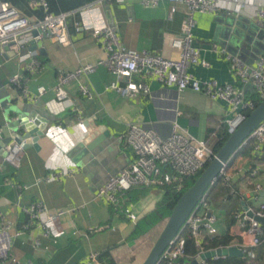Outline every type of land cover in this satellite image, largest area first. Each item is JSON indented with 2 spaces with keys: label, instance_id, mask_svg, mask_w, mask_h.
<instances>
[{
  "label": "crops",
  "instance_id": "0c3cea01",
  "mask_svg": "<svg viewBox=\"0 0 264 264\" xmlns=\"http://www.w3.org/2000/svg\"><path fill=\"white\" fill-rule=\"evenodd\" d=\"M99 1L84 5L71 14L67 23L69 44L63 45L44 34L29 45L28 50L34 51L41 62V70L36 74L26 72V59H20L9 50L0 51V93H8L9 97L28 103L31 109L49 119L39 139V147L24 148L18 170L3 161V149H0V215L13 221L14 228L21 229L29 221L23 208L36 201L44 202L52 212L64 211L61 217L63 232L58 244L55 245L52 238L43 237L42 230L36 226L16 238L15 250L23 264H142L159 236H156L158 231L164 227L162 221H154L155 225L147 230L151 225L144 222L164 199V188H134L123 196V210L118 212L98 196L99 188L126 168L134 157V150L126 139L129 126L137 123L168 137L174 123H178L195 137L208 140L212 146L219 134L226 132L229 108L225 101L213 100L190 88L180 92L153 79L146 80L150 87L148 94L125 97L108 88L118 78L104 65L93 73L82 74L67 86L70 100H56L55 87L61 74L83 64H96L107 57L101 40L93 31L110 22L116 23L118 35L129 49L154 52L170 59L181 57L180 50L172 46V40L181 34L186 16L184 4H177V10L171 16L172 4L168 1H159L154 6H146L142 0ZM244 1L264 4V0ZM239 16L247 21L239 20ZM28 17L32 21L38 19ZM196 19L194 45L200 48L201 59L210 65L192 66L190 73L200 80L216 79L221 84H234L248 99L254 100L257 97L255 91L242 85L232 60L214 51L213 44L255 63L259 50L247 42L244 35L253 36L254 40L264 44V28L257 17L226 10L197 13ZM252 24L258 30L252 28ZM34 44L38 47L33 48ZM18 72L29 78L30 90L37 92L39 86H44L47 92L35 100L22 99L19 90L9 89L7 85L10 77ZM119 82L125 80L120 78ZM80 85L88 86L91 97L81 94ZM7 117L0 103L3 136L10 134ZM88 120H94L98 128L106 126L110 133L101 131L90 150L84 152L81 144L90 133L86 125ZM263 164L264 160L256 157L253 150L230 161L226 176H221L215 184L216 194L211 199L213 211L219 218L220 234L215 236H224L225 221L238 201L253 205L256 183L260 182L264 188V170L258 169L260 175L247 180L249 175L241 179L235 174L236 169L242 167L249 173V169L264 167ZM219 183L221 188L217 190ZM18 185L26 188L20 189ZM263 192L264 189L259 194L260 199L264 198ZM128 213L133 217L129 218ZM209 237L211 235L205 234L203 241ZM36 238L51 249L34 248ZM202 246H199L198 255L215 249ZM107 252L110 261L105 256ZM94 254L98 255L97 260H93Z\"/></svg>",
  "mask_w": 264,
  "mask_h": 264
},
{
  "label": "built area",
  "instance_id": "2783aa9c",
  "mask_svg": "<svg viewBox=\"0 0 264 264\" xmlns=\"http://www.w3.org/2000/svg\"><path fill=\"white\" fill-rule=\"evenodd\" d=\"M105 0H100L103 3ZM123 2L124 0H116ZM146 6H154L159 1H168L172 4L171 16L177 10V4L186 6V16L182 22L181 34L174 37L172 46L181 52L179 59L166 58L154 52H138L127 48L121 41L117 25L110 22L103 27L95 28L93 34L99 38L107 52V57L95 63L83 64L73 71L61 74L55 87L56 100L67 102L70 100L67 86L84 73H93L100 65L106 66L118 79L113 81L109 89L116 90L125 97H134L139 93L148 94L150 87L147 79L156 80L164 85L177 88L180 92L190 88L202 92L213 100L226 102L229 113L226 118V132L224 135L233 134L240 123L246 118L245 112L256 107L253 99H248L245 93L234 84H221L216 79L200 80L190 73V68L195 65L209 66V62L201 59L200 48L194 45V29L197 25V13H219L232 11L238 15L257 17L264 28V4L254 5L244 0H142ZM33 7L43 6L47 11L43 18L32 21L19 9L9 2L0 0V51H12L20 59H26L25 70L36 74L41 70V62L32 50L30 44L38 41L42 35L50 33L54 40L67 45L70 43L67 29L68 13L52 14L48 12L45 0H31ZM39 34L35 35L34 32ZM6 47L9 49L6 50ZM26 50V52H25ZM213 50L226 55L232 60L236 76L243 86L254 89L258 98L264 99V55L255 63H250L236 55L220 49L218 44H213ZM123 78L124 83L119 79ZM26 74L15 73L7 84L9 89L16 88L21 92V98L35 100L44 95L47 90L39 86L37 92L30 90L27 85ZM83 96L91 97L87 85H80ZM3 131L0 128V139ZM128 143L134 150V157L129 165L120 173L113 175L99 188L98 196L114 207L115 212L121 210V196L137 187H161L173 184L182 190L187 179L196 178L215 157L214 147L208 140L199 139L174 123L170 136L163 137L154 129H147L137 123H132L126 135ZM252 142L253 153L264 160V122L251 134L247 142ZM5 153V154H4ZM24 153L22 144L13 141L3 149V161L19 169ZM264 165V164H263ZM226 164L221 176H226ZM264 167L249 169V173L242 167L236 169L235 174L241 179L248 174L247 180L256 179L259 170ZM227 180L230 176L227 174ZM246 181V180H245ZM20 189L26 186L18 185ZM262 184L256 183L254 188L253 205H247L243 200L238 201L236 207L225 221L224 235L229 239L225 246L219 248L236 247L242 252L241 257L246 264L257 263V248L264 243V224L256 217L264 218V198L259 194L263 191ZM23 210L29 215V221L21 229L14 228L13 221L0 215V264H23L15 250V240L25 230L36 226L42 230V236L52 238L54 244L63 232L61 217L63 210L50 211L42 201H36ZM252 213V215L250 214ZM45 216V217H44ZM127 216L132 218V214ZM14 229V232H12ZM190 232L201 246L205 234L215 236L220 234L219 218L213 211V204L206 194L192 211L184 226L168 245L160 257V263L181 264L180 259L187 256V238L184 231ZM34 248L50 250V245H44L40 238L34 240ZM216 249V248H215ZM204 252V251H203ZM228 255H216L215 260H226ZM93 260L98 255L92 256ZM207 261H205V264ZM186 264H192L186 263Z\"/></svg>",
  "mask_w": 264,
  "mask_h": 264
},
{
  "label": "water",
  "instance_id": "95a60500",
  "mask_svg": "<svg viewBox=\"0 0 264 264\" xmlns=\"http://www.w3.org/2000/svg\"><path fill=\"white\" fill-rule=\"evenodd\" d=\"M238 19L247 21L240 16ZM238 24H240L239 26H242L241 23L238 22ZM252 26V28L258 30L255 25L252 24ZM251 32L254 33V31ZM34 34L38 35L39 32L35 31ZM47 35L51 36L50 33ZM244 37L247 42L253 45V47L255 46L258 48V53L260 55H264V44L262 42L254 40L253 36L244 35ZM36 47H38V44L33 45V48ZM8 49L9 48L6 47V50ZM10 53L14 54V52ZM260 55L257 56L258 59L260 58ZM252 91H254L253 88ZM0 103L3 110L8 115L7 125L10 126V134L3 136V138L0 139V149H4V147L13 140L22 144L24 148H27L30 145L39 147V139L43 135L49 119L42 116L35 109H31L28 103H23L15 97H9L8 93H0ZM263 122L264 99L252 109V111L240 123L236 131L224 142L215 157L200 176L197 177L194 183L182 194L142 264H160L161 255L175 236L180 232L192 211L207 194L209 189L218 182L221 173L225 165L228 164L230 158L246 143L252 132ZM86 125L88 126L90 133L81 144L82 148L84 147V152L90 150L93 140L96 139L101 131L104 130L105 134L110 133L106 126L98 128V125L94 120H88ZM250 214L252 215V213ZM256 218L264 224V218ZM241 254L242 252L236 247L206 250L197 255L192 261V264H205L206 260L211 259L216 255L241 256Z\"/></svg>",
  "mask_w": 264,
  "mask_h": 264
},
{
  "label": "trees",
  "instance_id": "16d2710c",
  "mask_svg": "<svg viewBox=\"0 0 264 264\" xmlns=\"http://www.w3.org/2000/svg\"><path fill=\"white\" fill-rule=\"evenodd\" d=\"M1 1L9 2L11 5L15 6L17 9H19L26 16H36L37 18L40 19V18H43L45 16V14L47 13V11L44 9L43 6L33 7L31 5V0H1ZM45 1L48 5V12L49 13H52L55 15L61 14V13H68V17H67V23H68V20L71 17L72 13L79 10L82 6L87 5V4L94 2L96 0H45ZM254 100H255L256 106H257L263 99L258 98V96H257V97H254ZM251 111H252V109L247 110L245 112L246 116ZM228 137L229 136L227 134L226 135H224L223 133L219 134V139L217 140V142L213 146L214 151L216 153L222 147V145L228 139ZM252 150H253L252 142L249 141V142L245 143L235 154H233V156L230 158L228 164L230 163V161H232V159H234L238 155L250 154V152H252ZM201 173H199V175L197 177H199ZM196 178L187 179L186 185L182 190H178L176 188V186L173 184H167L164 187V190H165L164 199L157 206L156 210L153 211L151 214H149L144 220L145 223H148L149 225H151L150 227L148 226L147 230H149L153 225H155L154 221L155 222L156 221H162V223H163L162 227L165 226L167 219L169 218L173 208L175 207V205L179 201L180 197L186 191V189L194 183ZM214 186L215 185H213L211 188H213ZM140 188H146V187L142 186ZM133 189H131L130 191H132ZM130 191L124 193L120 198L122 210H123L122 198L125 194L129 193ZM122 210H119V211H122ZM146 231H144V232H146ZM161 231H162V229L158 231L156 236H158ZM140 233H142V232L140 231ZM184 235L187 238V256L185 258L180 259L181 264L191 263L201 250V248L199 246H197L196 240L192 237L190 232H188L186 230V231H184ZM228 242H229V239L225 235L222 237L211 236V237L207 238L203 242V244H202L203 246L202 245L201 246L204 249L217 248V247L225 246ZM256 252H257V263L256 264H264V243H262L258 247ZM105 254H106L105 256H106L107 260L110 261V258L108 256V252ZM228 258L229 259H235V261H231ZM207 263L208 264H246V261L241 257H230V256H228L226 260H215V259L211 258V259L207 260ZM160 264H165V263H160Z\"/></svg>",
  "mask_w": 264,
  "mask_h": 264
},
{
  "label": "rangeland",
  "instance_id": "374dc122",
  "mask_svg": "<svg viewBox=\"0 0 264 264\" xmlns=\"http://www.w3.org/2000/svg\"><path fill=\"white\" fill-rule=\"evenodd\" d=\"M221 188V185L219 183V185H217V190H219ZM215 188H211L209 189V191L207 192V195L210 197V199H214V195L216 194V190H214ZM219 193V192H218Z\"/></svg>",
  "mask_w": 264,
  "mask_h": 264
}]
</instances>
